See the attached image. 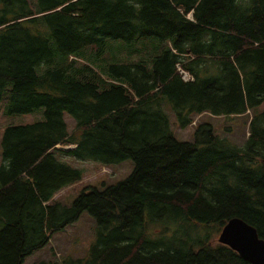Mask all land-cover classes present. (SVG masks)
I'll return each instance as SVG.
<instances>
[{
	"label": "trees",
	"instance_id": "trees-1",
	"mask_svg": "<svg viewBox=\"0 0 264 264\" xmlns=\"http://www.w3.org/2000/svg\"><path fill=\"white\" fill-rule=\"evenodd\" d=\"M109 40L142 41L146 57L82 61ZM3 101L45 121L2 134L0 264H24L85 212L87 256L40 264H250L216 237L241 218L264 239V0H0ZM166 101L182 129L252 112L249 137L239 146L204 123L179 141ZM68 157L135 167L63 206L55 196L84 179Z\"/></svg>",
	"mask_w": 264,
	"mask_h": 264
},
{
	"label": "rangeland",
	"instance_id": "rangeland-1",
	"mask_svg": "<svg viewBox=\"0 0 264 264\" xmlns=\"http://www.w3.org/2000/svg\"><path fill=\"white\" fill-rule=\"evenodd\" d=\"M30 1L33 2L35 0ZM147 42H150V40ZM146 54L147 52L143 47L142 41L128 47L123 41L109 40L103 52H95L94 49L90 48L85 53V57H83L84 60L82 61L98 69L92 63L93 61H96L102 66L116 63L129 64L138 61L140 58L146 57ZM164 109L170 118L171 129L179 141L193 142L196 126L204 123L211 124L217 135L227 137L231 142L239 146L244 145L249 137L250 120L253 116L252 112L231 117H216L210 114H203L195 118L192 126L182 129L178 126L175 112L168 101H166ZM263 110L264 104L260 107L259 111ZM65 119L68 123L69 131L72 132L75 129L74 120L68 114L65 115ZM43 121H45L44 108L37 109L30 114L8 115L6 112V103L4 101L1 102L0 166L3 163L1 139L4 130L9 126L30 125ZM63 148L65 150H70L74 147ZM65 161L71 166L82 170L84 179L74 186L62 190L55 196V199L57 198L59 200L58 202L63 206H70L86 187H95L103 190L108 186H113L126 180L135 167L131 159L106 167L97 162L78 161L69 157L65 158ZM159 231L160 228L152 229L154 234H157ZM96 233V220L88 212H85L78 221L68 226L65 230L54 234L50 242L44 248L27 257L24 264H40L42 262L55 263L67 257L75 259L85 258L89 252L90 246L96 238ZM216 239L218 240V236Z\"/></svg>",
	"mask_w": 264,
	"mask_h": 264
},
{
	"label": "water",
	"instance_id": "water-1",
	"mask_svg": "<svg viewBox=\"0 0 264 264\" xmlns=\"http://www.w3.org/2000/svg\"><path fill=\"white\" fill-rule=\"evenodd\" d=\"M217 241L250 264H264V239L260 238L255 227L241 218L229 220Z\"/></svg>",
	"mask_w": 264,
	"mask_h": 264
},
{
	"label": "built area",
	"instance_id": "built-area-1",
	"mask_svg": "<svg viewBox=\"0 0 264 264\" xmlns=\"http://www.w3.org/2000/svg\"><path fill=\"white\" fill-rule=\"evenodd\" d=\"M179 70H180V73H181L182 78H183L184 81H186V82L194 81L193 76H191V75H189L188 73L182 71L180 68H179Z\"/></svg>",
	"mask_w": 264,
	"mask_h": 264
},
{
	"label": "crops",
	"instance_id": "crops-1",
	"mask_svg": "<svg viewBox=\"0 0 264 264\" xmlns=\"http://www.w3.org/2000/svg\"><path fill=\"white\" fill-rule=\"evenodd\" d=\"M59 149H60V147H59ZM61 149H63V148H61ZM65 150V149H64Z\"/></svg>",
	"mask_w": 264,
	"mask_h": 264
}]
</instances>
